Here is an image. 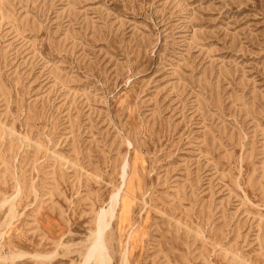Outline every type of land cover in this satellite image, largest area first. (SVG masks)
<instances>
[{
  "label": "rangeland",
  "instance_id": "374dc122",
  "mask_svg": "<svg viewBox=\"0 0 264 264\" xmlns=\"http://www.w3.org/2000/svg\"><path fill=\"white\" fill-rule=\"evenodd\" d=\"M101 220L104 264H264V0H0V264Z\"/></svg>",
  "mask_w": 264,
  "mask_h": 264
},
{
  "label": "bare ground",
  "instance_id": "6f19581e",
  "mask_svg": "<svg viewBox=\"0 0 264 264\" xmlns=\"http://www.w3.org/2000/svg\"><path fill=\"white\" fill-rule=\"evenodd\" d=\"M103 221H104V219H102ZM102 220H101V223L99 224V237H96V240H94V243H93V245H92V247H91V249L89 250V252H88V254H87V257H86V260L87 261H85L86 262V264H89V262H90V260L93 258V257H95L96 255H97V257L99 256V262L101 263V264H104L105 262L104 261H102L103 259L101 258V256L102 255H104L103 253L104 252H102V250H101V241H100V237H101V235H102V231H103V227H102V225H103V222H102ZM100 222V221H99ZM103 251H104V249H103ZM96 259V258H95ZM98 260V259H97ZM104 260H105V258H104Z\"/></svg>",
  "mask_w": 264,
  "mask_h": 264
},
{
  "label": "crops",
  "instance_id": "0c3cea01",
  "mask_svg": "<svg viewBox=\"0 0 264 264\" xmlns=\"http://www.w3.org/2000/svg\"><path fill=\"white\" fill-rule=\"evenodd\" d=\"M51 234H53V232H52V230H50V229H47ZM53 235H56V234H53Z\"/></svg>",
  "mask_w": 264,
  "mask_h": 264
}]
</instances>
